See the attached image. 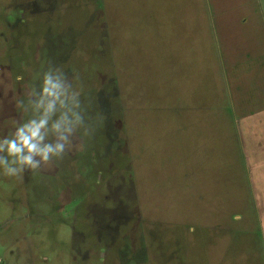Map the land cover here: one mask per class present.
I'll list each match as a JSON object with an SVG mask.
<instances>
[{
  "label": "rangeland",
  "instance_id": "rangeland-1",
  "mask_svg": "<svg viewBox=\"0 0 264 264\" xmlns=\"http://www.w3.org/2000/svg\"><path fill=\"white\" fill-rule=\"evenodd\" d=\"M210 13L209 0H0V136L40 114L29 101L48 67L84 118L63 159L22 179L0 169V264H264Z\"/></svg>",
  "mask_w": 264,
  "mask_h": 264
},
{
  "label": "crops",
  "instance_id": "crops-1",
  "mask_svg": "<svg viewBox=\"0 0 264 264\" xmlns=\"http://www.w3.org/2000/svg\"><path fill=\"white\" fill-rule=\"evenodd\" d=\"M209 6L247 191L264 229V0H209Z\"/></svg>",
  "mask_w": 264,
  "mask_h": 264
},
{
  "label": "clouds",
  "instance_id": "clouds-1",
  "mask_svg": "<svg viewBox=\"0 0 264 264\" xmlns=\"http://www.w3.org/2000/svg\"><path fill=\"white\" fill-rule=\"evenodd\" d=\"M22 79V76L17 77V80ZM39 79V98L34 105L29 101V106L34 113L40 114L18 124L11 134L0 136V153H4L0 155V169L6 177L22 179L26 170H40L50 165L52 157L63 159L71 149L77 147L69 137L84 118L73 110L80 107V102L74 95H69L67 74L60 68L53 70L48 67ZM31 94L35 95L34 86ZM57 111H60L59 118L50 125V119ZM69 113L75 117L74 121L69 119ZM94 132L90 134L86 129L82 135L91 137ZM50 133L56 134V139L54 142L45 143ZM66 148L69 151L66 152ZM234 219L239 221L243 217L237 213ZM190 231H194V228Z\"/></svg>",
  "mask_w": 264,
  "mask_h": 264
}]
</instances>
